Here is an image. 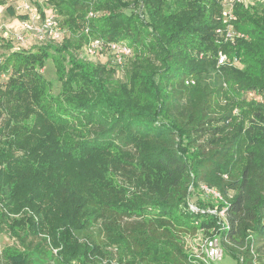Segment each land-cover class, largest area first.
I'll use <instances>...</instances> for the list:
<instances>
[{
  "label": "trees",
  "instance_id": "16d2710c",
  "mask_svg": "<svg viewBox=\"0 0 264 264\" xmlns=\"http://www.w3.org/2000/svg\"><path fill=\"white\" fill-rule=\"evenodd\" d=\"M46 2L73 37L88 30L82 39L126 44L136 60L112 86L71 40L15 49L0 37V222L13 242L0 264H190L185 238L204 229L238 264L261 261L264 0L236 3L232 42L216 33L228 1ZM202 183L227 201L225 223L182 210Z\"/></svg>",
  "mask_w": 264,
  "mask_h": 264
},
{
  "label": "rangeland",
  "instance_id": "374dc122",
  "mask_svg": "<svg viewBox=\"0 0 264 264\" xmlns=\"http://www.w3.org/2000/svg\"><path fill=\"white\" fill-rule=\"evenodd\" d=\"M20 1L21 0H9L6 7L9 5H14V7L19 6ZM32 1L34 3H37L39 6H41L40 8L37 7L40 13V16L42 17L41 20H43V16H44L43 11L45 9L53 10L52 6L49 5L46 2V0H32ZM220 1H221V4L224 5L228 0H220ZM6 7H0V37L3 38L1 41H4L7 44H10L15 49H22V48L36 49L41 46H46L48 44H51L54 46H62L68 40H71L73 44H71V48L69 52L77 60L83 61L87 64H92V65L99 66V67H105L107 70H110V71L112 70V76L109 78L112 86L127 82L128 72L132 68L131 66L132 63L136 60V51L133 48H131L132 55L129 58H127L124 69L120 70L114 62L115 56L109 53V51L104 48L99 50V52H97L93 56L87 55L86 48L88 47L89 43L93 40H99V39L98 38H89L88 40L82 39V37L84 38V36L88 32V30H82V29L77 31L76 34L74 33V37H73V35L67 30V28L62 25L63 17H59V16H58L59 29L61 33L63 34V38L61 42L42 44L39 41H37L35 38H30L24 45H21L20 43L17 42V36L20 34H23L21 31V26H20L22 20L19 18L10 17L6 13ZM223 11L224 10L222 9L220 14L215 17L217 22L224 23L226 18L223 17ZM91 13L93 14L92 18H97V17L106 15V13H98V14L94 12H91ZM17 14L22 15L19 12H17ZM2 44L3 43H0V58L6 56L9 53V51L6 48H4ZM146 58H148V55H146ZM152 66H156V68H160L161 64L160 62L155 63V61H153ZM43 75L46 80L54 82L52 93L58 94L60 90V83L57 82L55 67L51 59H49L45 64ZM4 82L5 80L1 79L0 86H2ZM3 88H5V86H3ZM246 98L251 99L252 95L248 94ZM233 114L235 116H239L238 110L237 109L234 110ZM224 178L227 179V176H224ZM214 193H219V191L216 188H210L205 183L200 184L198 187H195L193 194L191 196V199L188 201L187 206L183 207L182 210L185 213L194 215V217H196L198 214L217 215L219 217V220L225 223V213H224L225 209L222 207L221 209L222 211H218V208H221V205H225L227 201H225L223 197L221 199L217 198L214 195ZM204 205H206L205 208H202V206ZM192 207H194V210L191 209ZM23 214H24L23 211L19 214H16V218L22 217ZM197 224H198L197 221H195L194 219V225L197 226ZM209 232L210 234L215 233V228L210 229ZM205 233L206 232L204 229L197 235L200 236L201 240H204L205 238H212L211 236H209V234H205ZM197 235L194 236L195 241H192V242L190 241L191 238L189 237L185 238L186 245H188V250H191V243L194 244V249H196L195 248L197 247L196 244L199 242V240H196V238L199 237ZM188 240H189V243L187 244ZM218 240H219V244H221V239L219 238ZM12 245H13V242L11 238L9 239L7 235L5 225L0 222V252L5 250L6 248H10ZM15 245L17 246L16 243ZM257 250H259V255L264 257V239L259 240L258 243H256L255 246L253 247L252 253L254 254L255 257L259 256L257 254ZM200 253L201 251H198L196 255ZM217 264H238V262L237 260L231 258L229 255L224 254L223 260L218 262ZM253 264H264V258L261 261L259 260L254 261Z\"/></svg>",
  "mask_w": 264,
  "mask_h": 264
},
{
  "label": "built area",
  "instance_id": "2783aa9c",
  "mask_svg": "<svg viewBox=\"0 0 264 264\" xmlns=\"http://www.w3.org/2000/svg\"><path fill=\"white\" fill-rule=\"evenodd\" d=\"M236 3L248 6L253 4L254 0H228L223 11V17L226 18L224 23L227 24V26L225 30L218 29L216 31L217 35L222 36L226 42H232L238 36L233 25V22L236 21V17L234 15V6ZM15 11L27 16L20 24L23 34L17 36V42L21 45H24L30 38H35L42 44L62 41L63 34L59 29L58 15L54 10L45 9L43 11V20H41L42 17L40 16L35 3L32 0H21L20 5L15 7ZM89 17H93V14L91 13ZM103 48L115 56L114 62L120 70L124 69L127 58L132 55V49L128 45L123 43L104 42L101 39L91 41L86 48V53L89 56H93ZM227 61V56L223 53H219L218 65L223 66L227 63ZM1 62L2 59L0 58V64ZM8 77L9 75L3 74L1 79L6 82ZM186 84L193 85L194 81L189 80ZM214 195L217 198H222L219 193H214ZM191 209L194 210V207ZM190 238L191 242L195 241L194 237ZM196 240H199L196 244V249H194V244L191 243V250H188L187 245V252L189 256L188 261L190 264H217L223 260L224 252L218 239L205 238L204 240H201L199 236ZM188 243L189 240L187 241V244ZM198 251H201V253L196 255ZM54 253H57V251L54 250Z\"/></svg>",
  "mask_w": 264,
  "mask_h": 264
}]
</instances>
